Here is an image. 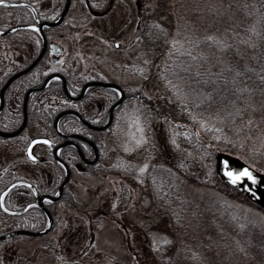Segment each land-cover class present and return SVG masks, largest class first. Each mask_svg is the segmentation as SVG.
<instances>
[{"label":"rangeland","instance_id":"rangeland-1","mask_svg":"<svg viewBox=\"0 0 264 264\" xmlns=\"http://www.w3.org/2000/svg\"><path fill=\"white\" fill-rule=\"evenodd\" d=\"M36 1L42 15L53 16L60 10V0ZM249 5L252 0H72L66 22L59 30L61 35L62 30L67 34L66 40L59 34L65 51L60 61L81 78L97 74L133 90L144 84L151 44L158 35L175 43L200 31L223 35L224 29L239 26L240 10L247 18L250 16ZM15 19L14 9H0V25L9 26ZM144 20L148 24L147 38L142 36L136 42L137 27ZM113 41L119 45L114 47ZM35 43V36L28 31L1 39L2 72L25 63L34 52ZM25 84L26 81L18 90L20 93ZM145 91L149 93L150 89L145 87ZM92 92L106 94L102 87ZM138 92L145 96L144 91ZM150 103L152 99L139 96L122 100L100 163L94 171L80 170L71 175L68 187L72 190L73 207L65 201L52 205L58 215L55 232L48 236L21 235L0 244L7 255L3 264H14L20 255L50 245L61 252V259L67 260L65 264H190L172 263V257L188 245L204 255L200 241L205 235L210 258L226 256L230 263L248 264L250 254L234 232L214 224L213 232L200 234L186 202L181 204V211H185L176 224L178 217L151 191L153 167L175 165L193 202L212 206L220 197L238 210L243 222L240 229L256 227L264 232V208L227 198L229 189L218 183L211 153L183 148L178 142L181 128L159 119ZM245 142L247 152L263 158L264 125L251 124ZM122 165L130 167L127 173ZM144 165L147 167L140 171ZM31 223L35 224L25 217L0 216V232L25 228ZM87 246L90 248L85 254L82 249ZM238 253L243 257L238 258Z\"/></svg>","mask_w":264,"mask_h":264},{"label":"trees","instance_id":"trees-1","mask_svg":"<svg viewBox=\"0 0 264 264\" xmlns=\"http://www.w3.org/2000/svg\"><path fill=\"white\" fill-rule=\"evenodd\" d=\"M23 9L20 6L18 10ZM248 13L250 16L247 18L244 11L240 10L237 15L239 26L234 29L228 27L219 36L200 31L191 34L183 42L175 43L162 34L158 35L151 42L149 70L144 84L126 92L144 91L145 97L152 99L149 106L154 108L157 117L181 128L178 142L183 148L196 151L205 149L212 157L217 151L227 152L264 173V157L247 152L245 142L251 124L264 125V0H252ZM27 30H14L0 36V40ZM56 31V28L46 29L48 40L53 38V32ZM62 31V40H66V31ZM147 33L148 24L144 20L137 27L135 41L143 39L142 36L147 38ZM33 45L36 48L30 58L19 67L8 69L7 73L26 66L34 59L40 43ZM47 55L45 52L31 72L42 73L47 65ZM58 71L64 73L61 69ZM50 86L55 95H63L58 81L52 82ZM145 87L150 89L149 93H146ZM106 91L113 92L110 89ZM31 101L29 99L27 104L29 118L34 117ZM57 110V107L45 106L42 111L50 118ZM217 180L229 189L227 198L237 202L248 201L233 188ZM150 184L153 194L160 201H165L172 214L178 217L175 219L176 224L185 211H181V204L186 202L189 216L195 221L200 234L213 232L214 224H220L237 235L250 254L248 264H264V232L256 227L240 229L243 222H240V214L231 203L220 197L212 206L203 201L193 202L191 192L175 165L170 168L168 165L156 164L150 173ZM43 223L44 219L38 220L31 229H38ZM206 238V235L202 236L200 241L204 255L188 245L175 252L172 263L233 264L223 255L221 259L210 258ZM236 256L243 257L241 253ZM237 262L234 261L235 264Z\"/></svg>","mask_w":264,"mask_h":264},{"label":"flooded vegetation","instance_id":"flooded-vegetation-1","mask_svg":"<svg viewBox=\"0 0 264 264\" xmlns=\"http://www.w3.org/2000/svg\"><path fill=\"white\" fill-rule=\"evenodd\" d=\"M8 1H22L30 4L34 8L38 19L45 21L54 20L63 9L65 3V0H60V10H58L53 16H45L41 14L40 5L36 0ZM71 2L72 0H69L67 12L70 8ZM20 6L24 7L23 11L18 10ZM3 8L14 9V14L16 15L14 24L30 25L25 29L33 30L34 32L32 31V33L36 38V43H40L41 38L38 37L35 32L38 24L35 22L30 8L25 5H5ZM65 18L66 15L60 23L54 26L42 27L47 42V49L45 52L48 54L47 65L42 73H31V71L24 73L11 80L3 91L2 104L0 106V132H12L21 125L24 118L22 104L25 92L30 87L41 84L49 75L61 74L66 82L68 90L74 95H78L81 92L82 87L90 81H106L97 74L81 78L78 73L72 72L60 61V57L65 53L64 50L61 53L55 52L54 54H50L51 44L61 46L59 43L61 35L59 30L62 29L66 22ZM18 20L24 22L18 23ZM0 26V28L8 27L3 25ZM48 28H56L57 30L55 36L53 34L51 40H48L45 32ZM59 69L64 71V73L58 71ZM12 74L13 72H0V90ZM24 81H26V84L23 87L24 91L23 93H20L18 90L23 86ZM54 81H58L60 89L62 90L60 79L57 77L50 78L42 89L30 93L25 108L26 121L21 130L11 136L0 134V159H4V163H0V193L10 184L21 181L20 184H16L8 189L3 196V205L10 210L25 208L18 214H8L0 209V216H15L20 219L25 217L34 222L44 219V223L40 228L32 229L39 230L44 227L47 220L46 214L42 208L43 206L49 211L52 217V227L48 232L39 236H48L55 232L58 215H56L51 209L52 205L60 204L63 201L67 202L68 206L73 205L74 200L72 190L68 187L71 175L80 170L89 172L94 171L95 167L100 163L106 147L105 141H107L109 137L108 131L119 106L118 104L112 110V120L108 126L101 129H93L92 126H101L108 119L110 107L117 99V92L114 89H111L114 93L109 92L106 91V88H103L106 91V94L102 93L101 95H94L92 91L97 89V87L99 88L102 86L91 85L88 86L80 96L72 99L68 98L63 90L62 96L55 95V93H53L54 91L50 90V84ZM114 94L116 96H114ZM29 99H32L31 109H33L32 115H34L32 118H29L27 112ZM45 106L57 107L58 110L50 118H47L42 111ZM68 109L79 113L81 118L79 119L74 114H63L59 117L57 123L62 134L58 133L55 130L53 123L55 116L60 111ZM36 138H43L45 140L33 143L32 141ZM55 147H58V157L66 164V166L56 159L54 151ZM11 151L14 152L12 153ZM29 152L32 153V156H34L35 159H32L29 156ZM122 166L121 169L123 172L130 169L129 166ZM66 170L68 171L67 181L59 190ZM52 196H57V198H51ZM34 225L35 224L31 223L25 228L13 227L0 232V235L17 229H28ZM21 235L22 234H15L0 239V244L10 239L18 238ZM89 248L90 246H87L82 250L87 254ZM42 250H46V252ZM79 253H81V251H79ZM60 254L61 252L59 253V251H57V247H52L51 245L42 246L39 251L29 252L24 256L20 255L16 258L14 264H65L67 260L61 259ZM84 257H87V255ZM6 258L7 255H5V252L0 247V264H3V261H6ZM74 262H76V260Z\"/></svg>","mask_w":264,"mask_h":264},{"label":"water","instance_id":"water-1","mask_svg":"<svg viewBox=\"0 0 264 264\" xmlns=\"http://www.w3.org/2000/svg\"><path fill=\"white\" fill-rule=\"evenodd\" d=\"M0 5H8V6H17V5H25L27 6L28 8H30V10L32 11V14H33V17L35 19V22L38 24V27H37V31L41 37V47H40V50H39V53L37 54V56L24 68L14 72L7 80L6 82L4 83V85L2 86L1 90H0V106L2 104V94H3V91L5 90L6 86L11 82V80H13L14 78L28 72L29 70L32 69V67L40 60V58L43 56L44 52H45V49H46V38H45V35H44V32L42 30V27L43 26H54L58 23L61 22V20L63 19L66 11H67V8H68V5H69V0H65V3H64V6H63V9L61 10L60 14L58 15V17L53 20V21H45V20H40L38 19L37 17V14L34 10V8L26 3V2H22V1H8L6 0V2L4 4H0ZM30 25H13L7 29H3V30H0V35H4V34H7V33H10L11 31L17 29V28H23V27H29ZM114 46H117L118 43L117 42H114L113 43ZM50 52L51 54H54L55 52L57 53H61L62 52V49L60 48V46H58L57 44H51L50 45ZM53 73H58V72H53ZM52 77H57L60 79L61 83H62V90L64 92V94L68 97V98H72V99H75L77 98V96H80L84 90L88 87V86H91V85H100V86H103V87H108V88H112L114 90L117 91L118 93V98L116 99V101L111 105L110 107V110H109V114H108V119L106 120V122L101 125V126H92L93 129H101V128H104L106 126H108V124H110L111 120H112V110L123 100L124 96H125V92H124V89L118 85L117 83L115 82H111V81H90L88 83H86L83 87H82V90L81 92L78 94V95H74L72 94L68 88H67V85H66V82L63 78V76L61 74H52V75H49L47 76L43 82L39 85H36V86H33V87H30L24 94L23 96V104H22V107H23V112H24V118H23V121L21 123V125L14 131L12 132H9V133H4V132H0L1 135H4V136H11V135H14L16 134L17 132H19L21 130V128L23 127V125L25 124V121H26V116H25V108H26V102H27V98L29 96V94L33 91H36V90H40L42 89L47 81L52 78ZM139 95V94H137ZM136 95V96H137ZM63 114H74L76 115L79 119L81 118L79 113H77L76 111L74 110H71V109H68V110H63V111H60L59 113H57V115L55 116V119H54V128L55 130L58 132V133H61L59 128H58V119L60 116H62ZM62 134V133H61ZM65 136H70V135H65ZM40 140H45L43 138H36L34 139L33 141H40ZM32 141V142H33ZM57 150H58V147H55L54 151H55V156H56V159L62 163L63 165L66 166V164L58 157V154H57ZM227 161V167H229L230 169L232 170H239V169H242V168H245L247 167L251 172L252 174L255 176V181H250L248 180L247 178H244L243 180H241L240 182H238L237 184H232L229 179L227 178V176L224 174V168H225V164L224 162ZM214 162H215V171L216 173L218 174L220 180L229 185L230 187L234 188L236 191H238L242 196H244L246 199H248L250 202L252 203H255L257 205H259L260 207L264 208V173L256 170L255 168H253L252 166L248 165L247 163H244L242 162L241 160H238L236 158H234L232 155H230L229 153H226V152H222V151H217L214 155ZM67 170L65 172V175L63 177V180L61 182V185L59 187V190L61 189V187L66 183L67 181V178H68V174H67ZM21 181H17V182H14L12 184H10L5 190H3L1 193H0V209L8 214H18L20 212H22L25 208H22V209H19V210H10V209H7L4 205H3V196L5 195V193L8 191V189L16 184H20ZM51 198H57V196H52ZM43 208V211L44 213L46 214V223L44 225L43 228L37 230V231H32V230H28V229H17V230H13L11 232H8L6 234H3V235H0V239H3V238H6L8 236H12V235H15V234H26V235H42V234H45L46 232H48L51 227H52V217L49 213V211L44 208Z\"/></svg>","mask_w":264,"mask_h":264},{"label":"snow or ice","instance_id":"snow-or-ice-1","mask_svg":"<svg viewBox=\"0 0 264 264\" xmlns=\"http://www.w3.org/2000/svg\"><path fill=\"white\" fill-rule=\"evenodd\" d=\"M5 2L6 0H0V4H4ZM209 39H211V37H209ZM33 143H35V141H33ZM29 156L32 159H35V157L32 156L31 152H29ZM227 163H228L227 161L224 162L225 164L224 174L227 176V178L232 184H237L244 178H247L250 181H255L256 179L255 176L252 174V172L247 167L239 169V170H232L229 167H227ZM144 167H147V165H144L143 167H141L140 171H143Z\"/></svg>","mask_w":264,"mask_h":264}]
</instances>
